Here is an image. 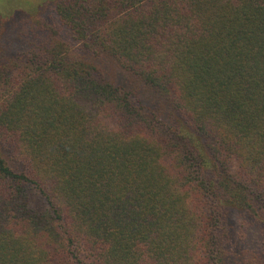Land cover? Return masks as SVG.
<instances>
[{
    "label": "trees",
    "instance_id": "1",
    "mask_svg": "<svg viewBox=\"0 0 264 264\" xmlns=\"http://www.w3.org/2000/svg\"><path fill=\"white\" fill-rule=\"evenodd\" d=\"M44 11L3 38L0 264H264V0Z\"/></svg>",
    "mask_w": 264,
    "mask_h": 264
},
{
    "label": "rangeland",
    "instance_id": "2",
    "mask_svg": "<svg viewBox=\"0 0 264 264\" xmlns=\"http://www.w3.org/2000/svg\"><path fill=\"white\" fill-rule=\"evenodd\" d=\"M48 3L49 0H0V56L4 55L0 64L10 53L7 49V45L5 46V49L3 48V38L7 31L6 29L10 27L11 24L27 15L35 16L44 14V10ZM233 216H237L236 223H239L241 219L240 215H235L234 213ZM259 241L260 237L258 238L257 233L254 232V230H246V232L243 230L242 237L237 240L238 247L244 249V251H247V249H256L259 246Z\"/></svg>",
    "mask_w": 264,
    "mask_h": 264
}]
</instances>
